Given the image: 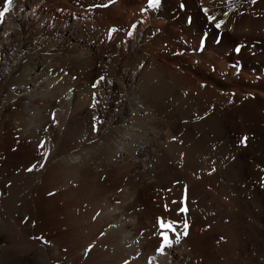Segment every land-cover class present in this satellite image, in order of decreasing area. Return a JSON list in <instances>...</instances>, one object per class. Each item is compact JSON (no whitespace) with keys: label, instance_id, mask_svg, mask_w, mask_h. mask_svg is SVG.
I'll list each match as a JSON object with an SVG mask.
<instances>
[{"label":"bare ground","instance_id":"1","mask_svg":"<svg viewBox=\"0 0 264 264\" xmlns=\"http://www.w3.org/2000/svg\"><path fill=\"white\" fill-rule=\"evenodd\" d=\"M147 4L0 18V264H264V0Z\"/></svg>","mask_w":264,"mask_h":264},{"label":"snow or ice","instance_id":"2","mask_svg":"<svg viewBox=\"0 0 264 264\" xmlns=\"http://www.w3.org/2000/svg\"><path fill=\"white\" fill-rule=\"evenodd\" d=\"M11 4H12V0H6V6L3 8V10H0V18H2L4 16V14L9 11V7L8 6H10ZM159 4H160V0H148L147 8H156V7L159 6ZM146 10L147 9H142V11H146ZM209 19L211 20V19H214V18L213 17H209ZM216 27L219 28L220 27V23H217ZM236 50L239 51V48H237ZM244 139L246 140L247 138L245 137ZM183 210L184 209H182V211ZM161 227L172 228V225H171V223L165 225L163 222H161ZM185 228H187V224H185ZM186 234L187 233L185 232V235ZM178 239H179V237H177V240ZM170 244H171V241L168 239L167 235H165L164 244L161 245V248L158 249V251H162L163 247L165 245H170Z\"/></svg>","mask_w":264,"mask_h":264},{"label":"rangeland","instance_id":"3","mask_svg":"<svg viewBox=\"0 0 264 264\" xmlns=\"http://www.w3.org/2000/svg\"><path fill=\"white\" fill-rule=\"evenodd\" d=\"M232 94H234V93L232 92Z\"/></svg>","mask_w":264,"mask_h":264}]
</instances>
